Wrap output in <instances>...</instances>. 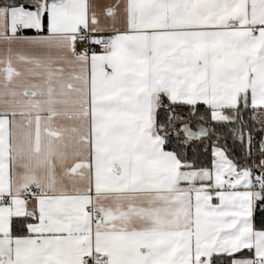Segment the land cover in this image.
Here are the masks:
<instances>
[{
	"label": "snow or ice",
	"instance_id": "snow-or-ice-1",
	"mask_svg": "<svg viewBox=\"0 0 264 264\" xmlns=\"http://www.w3.org/2000/svg\"><path fill=\"white\" fill-rule=\"evenodd\" d=\"M0 264H264V0H0Z\"/></svg>",
	"mask_w": 264,
	"mask_h": 264
}]
</instances>
